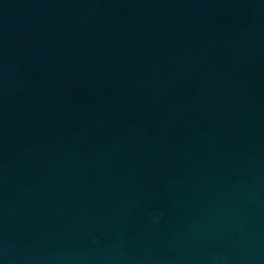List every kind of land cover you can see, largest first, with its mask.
I'll use <instances>...</instances> for the list:
<instances>
[{"label": "water", "instance_id": "95a60500", "mask_svg": "<svg viewBox=\"0 0 264 264\" xmlns=\"http://www.w3.org/2000/svg\"><path fill=\"white\" fill-rule=\"evenodd\" d=\"M0 264H264V0H0Z\"/></svg>", "mask_w": 264, "mask_h": 264}]
</instances>
